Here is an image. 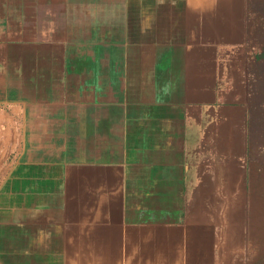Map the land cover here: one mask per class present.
I'll return each mask as SVG.
<instances>
[{
    "label": "crops",
    "instance_id": "obj_1",
    "mask_svg": "<svg viewBox=\"0 0 264 264\" xmlns=\"http://www.w3.org/2000/svg\"><path fill=\"white\" fill-rule=\"evenodd\" d=\"M263 31L264 0H0L1 243L24 264H245Z\"/></svg>",
    "mask_w": 264,
    "mask_h": 264
},
{
    "label": "rangeland",
    "instance_id": "obj_2",
    "mask_svg": "<svg viewBox=\"0 0 264 264\" xmlns=\"http://www.w3.org/2000/svg\"><path fill=\"white\" fill-rule=\"evenodd\" d=\"M264 36V31L263 35ZM250 224H253V229L257 230V233L254 237L251 238L253 244L249 247L251 251L242 252L245 259V264H264V219L261 221H252ZM255 224L257 226H255ZM255 230V231H256ZM20 248L23 246H11L9 244L1 243L0 238V264H24L25 261V253L24 251L10 250L8 248Z\"/></svg>",
    "mask_w": 264,
    "mask_h": 264
}]
</instances>
